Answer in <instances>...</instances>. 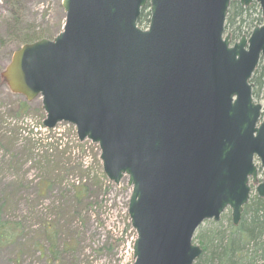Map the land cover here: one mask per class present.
<instances>
[{
  "label": "water",
  "instance_id": "1",
  "mask_svg": "<svg viewBox=\"0 0 264 264\" xmlns=\"http://www.w3.org/2000/svg\"><path fill=\"white\" fill-rule=\"evenodd\" d=\"M229 1L62 0L63 30L23 44L0 73L11 93L42 97L44 127L67 122L97 144L110 182L127 177L132 264H193L195 230L227 207L237 225L249 178L264 204L253 164L264 169V119L256 127L248 84L264 23L230 45Z\"/></svg>",
  "mask_w": 264,
  "mask_h": 264
},
{
  "label": "rangeland",
  "instance_id": "2",
  "mask_svg": "<svg viewBox=\"0 0 264 264\" xmlns=\"http://www.w3.org/2000/svg\"><path fill=\"white\" fill-rule=\"evenodd\" d=\"M61 1L0 0V72L19 47L9 35L12 14L19 19L17 30L26 26L46 31L52 39L62 30ZM17 30L11 32L17 35ZM248 31L241 36H248ZM236 40L231 38V43ZM254 101L261 106L260 120L264 119V94ZM44 118L40 97L27 102L0 79V264H132L136 234L127 215V178L118 185L108 181L95 144L80 142L68 123L44 128ZM43 156L50 162H41ZM263 177L264 171H258V180ZM47 180L49 186L43 189ZM78 184L92 185L89 200L94 203L76 215L68 206ZM228 219L226 208L219 221L205 220L198 228H219V222L225 227ZM46 227L55 233L52 253ZM260 254L264 255V240Z\"/></svg>",
  "mask_w": 264,
  "mask_h": 264
},
{
  "label": "trees",
  "instance_id": "3",
  "mask_svg": "<svg viewBox=\"0 0 264 264\" xmlns=\"http://www.w3.org/2000/svg\"><path fill=\"white\" fill-rule=\"evenodd\" d=\"M254 14H256V16ZM15 15L16 13L12 14V21L17 30L19 19ZM148 16V6H145L140 11L137 24L143 27L146 26ZM261 22L260 13L255 3L250 4L246 8H242L236 0H231L227 10L224 28L231 34L232 38L238 39L243 32L259 25ZM14 27L12 26L9 30V35L18 42V46L34 42L41 38H47L48 36L46 31H32L26 26H22L20 30H17V35H15L11 32ZM17 48L18 47H16V49ZM250 82L252 83L253 99L260 100L261 95L264 94V64L261 62L255 69ZM48 157L49 156H43L41 162H45L46 164L50 162ZM57 159L59 161L58 156ZM48 186L49 180L42 184L43 189H47ZM93 194L91 184H78L74 186L72 198L68 206L72 214L77 215L81 209L94 203V201L92 202L89 200ZM218 225H220L219 228L216 225V227H200L196 230L194 239L201 247L202 251L199 258L195 261V264L264 263V255L260 254L262 252L264 240V204L255 194L243 206L241 220L236 226L231 224L230 219H228L225 227L221 225V222H219ZM5 227H7V225H3L2 228L5 229ZM44 230L46 231L45 236L50 243L52 253L55 233L53 234L50 227H46ZM6 231H4V235H6ZM7 236L8 234L4 236V238H7ZM0 239H3L2 233H0ZM52 257L56 259L54 254Z\"/></svg>",
  "mask_w": 264,
  "mask_h": 264
},
{
  "label": "bare ground",
  "instance_id": "4",
  "mask_svg": "<svg viewBox=\"0 0 264 264\" xmlns=\"http://www.w3.org/2000/svg\"><path fill=\"white\" fill-rule=\"evenodd\" d=\"M201 251H202V249H201ZM195 262V261H194ZM194 262H193V264H194Z\"/></svg>",
  "mask_w": 264,
  "mask_h": 264
}]
</instances>
